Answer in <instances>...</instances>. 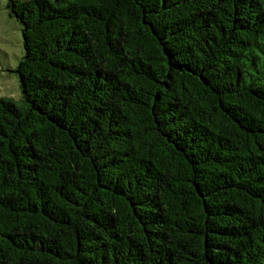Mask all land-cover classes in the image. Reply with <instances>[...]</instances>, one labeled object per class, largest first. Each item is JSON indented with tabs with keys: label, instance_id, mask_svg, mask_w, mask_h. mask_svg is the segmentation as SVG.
<instances>
[{
	"label": "trees",
	"instance_id": "trees-1",
	"mask_svg": "<svg viewBox=\"0 0 264 264\" xmlns=\"http://www.w3.org/2000/svg\"><path fill=\"white\" fill-rule=\"evenodd\" d=\"M0 264H264V0H11Z\"/></svg>",
	"mask_w": 264,
	"mask_h": 264
},
{
	"label": "rangeland",
	"instance_id": "rangeland-1",
	"mask_svg": "<svg viewBox=\"0 0 264 264\" xmlns=\"http://www.w3.org/2000/svg\"><path fill=\"white\" fill-rule=\"evenodd\" d=\"M11 0H0V98L18 101L21 98L19 80L14 69L23 57L21 26L11 16Z\"/></svg>",
	"mask_w": 264,
	"mask_h": 264
}]
</instances>
